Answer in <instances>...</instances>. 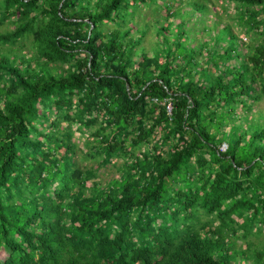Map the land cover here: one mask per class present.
<instances>
[{
    "label": "trees",
    "instance_id": "16d2710c",
    "mask_svg": "<svg viewBox=\"0 0 264 264\" xmlns=\"http://www.w3.org/2000/svg\"><path fill=\"white\" fill-rule=\"evenodd\" d=\"M159 1L0 0V264H264V0Z\"/></svg>",
    "mask_w": 264,
    "mask_h": 264
},
{
    "label": "rangeland",
    "instance_id": "374dc122",
    "mask_svg": "<svg viewBox=\"0 0 264 264\" xmlns=\"http://www.w3.org/2000/svg\"><path fill=\"white\" fill-rule=\"evenodd\" d=\"M159 3H162V0H160ZM220 3H221V1L219 0L217 2V4H215L212 7V10H213L212 14L213 15L215 13L221 14V7H220L221 4ZM174 9L177 13H179L180 7L177 3L175 4ZM229 9L232 11L229 13L233 14L234 13L233 4H231V6H229ZM166 13H167V11L163 7L162 8H156L155 5H151V6H147V7L145 6V7L141 8V11L139 12V16H138V20L140 21L139 24H144V23H147L148 21L159 19L158 23L160 22V23H164L165 25H167L169 21L163 18V15H166ZM197 16L199 17L200 14H197ZM221 16L223 17V20H227V21L231 22L232 26L234 27V29L238 33H240L241 37H243L245 40H249V37L244 34V31L242 32V30L239 26L240 25L239 22H237L236 20L229 19V15H227L226 13H223ZM208 17L210 18L211 16L208 15ZM209 18H207V20H205V21L199 22L198 28H203L205 25H207V23H210ZM171 19L174 21V24H177L180 21V18L178 16H174ZM196 20L197 19L194 17L192 22H194ZM158 23L155 24L154 28L159 26ZM13 28H14V25L10 22H6V23L0 25V31L1 32H6L7 30H12ZM154 28L153 27L150 28V30L148 31V33L145 37V40L143 42V44L146 46V49L148 51L149 56L155 54V50H154L155 42L160 39V36L155 32ZM173 28H176L175 25ZM200 35L202 38H204V37L206 38L205 33L201 32ZM184 42L186 43L187 41L185 40ZM191 43L195 44L194 41ZM23 44H26V46L23 48L24 52L33 50L32 46H31V42L29 40H24V41L18 42V45H23ZM0 46H2L4 51H5L7 47H11L14 45H11V43H6V44L0 43ZM2 83H4V82L2 81ZM240 108H241V106L239 107V109ZM50 109L53 111H56L53 106H51ZM257 109H262L264 111V99L261 102H259L258 105H256V109L255 108L253 109L254 113L256 112ZM255 114H257V113H255ZM78 126H79L78 123H75L73 125V131L75 132L74 133V140H76V142L79 144V146L83 148L85 146L84 141L88 135V131L86 132L85 135H81L80 131H81L82 127L81 126L78 127ZM227 129H229L228 126H227ZM35 139H36V137H34V140ZM165 148H167V147H165ZM221 149L223 151H225V149H226L225 144H223L221 146ZM80 162L82 163V165H86V166L93 165V164L96 165L95 160L90 159V158H87V159H81L80 158ZM121 163H123V159L119 158V160L116 164L120 165ZM98 173H100V180L102 183L110 180L111 178L121 179V176H122V173L120 171H118L116 169L115 165H113V164H108L107 166H101L98 170ZM205 220H206V216L204 215L203 221H205ZM5 255H6L5 252L3 250H1L0 251V258L5 257ZM229 257L233 260L236 258L235 254L233 252L230 253Z\"/></svg>",
    "mask_w": 264,
    "mask_h": 264
},
{
    "label": "built area",
    "instance_id": "2783aa9c",
    "mask_svg": "<svg viewBox=\"0 0 264 264\" xmlns=\"http://www.w3.org/2000/svg\"><path fill=\"white\" fill-rule=\"evenodd\" d=\"M226 148H227V145L225 144Z\"/></svg>",
    "mask_w": 264,
    "mask_h": 264
}]
</instances>
